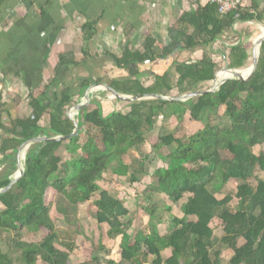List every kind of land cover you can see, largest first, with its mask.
I'll list each match as a JSON object with an SVG mask.
<instances>
[{"label":"trees","instance_id":"trees-1","mask_svg":"<svg viewBox=\"0 0 264 264\" xmlns=\"http://www.w3.org/2000/svg\"><path fill=\"white\" fill-rule=\"evenodd\" d=\"M256 12L257 5L252 1L249 8L240 5L220 14L208 0L194 13H183L168 29L169 44L163 45L160 53L156 51L157 40L148 37L143 50L128 48L121 56L110 55L118 68L128 69L130 65L168 60L179 50L210 48L231 32L234 41L224 47V57L229 68L245 69L250 63L248 47L239 41L242 37L233 26L260 21ZM82 31L88 47L96 36L95 26L87 23ZM86 47L84 62L92 57ZM221 61L224 63L223 58ZM82 62L75 53L60 54L56 77L47 89L59 81L64 67ZM222 63L215 61L212 53L204 52L197 60L175 61V78L166 71L150 83L128 76L109 84L127 95L179 97L206 90L205 85L215 79ZM90 84L86 80L82 88ZM83 94L77 97L65 89L57 96L58 102L51 104L44 103L43 94L32 96L31 116L11 118L6 124L0 121V127L8 133L0 138V166L4 165L0 190L10 186L24 143L41 135L74 133L76 123L69 117L68 108ZM187 117L201 126L198 133L184 140L161 132L153 137L159 120L176 119L181 126ZM78 125L79 133L69 140L32 144L25 174L12 190L0 194V264H102L97 252L111 253L102 243L84 248L86 259L75 262L72 258L79 248L78 236L86 233L82 222L73 221L72 215L85 202L102 232L107 226L109 238H121L120 258H109L107 264H180V260L183 264H264V149L255 151L264 146V41L257 67L246 81L228 80L219 91L187 101L153 98L129 102L127 111L108 114L101 99L96 98L80 110ZM145 144L151 145L165 164L153 171L156 187L152 192L164 194L174 203L185 200L180 203L182 216L168 214L170 222L164 233L151 224L150 230L144 227L131 237L127 197L116 198L103 183L110 172L127 177L134 165L126 161L130 149ZM63 146L68 152L65 156L61 154ZM25 157L26 153L23 160ZM145 158L139 162L140 172ZM136 173H131L132 182L137 180ZM232 180L240 182L235 205L233 195L217 198ZM149 197L145 196L146 200ZM54 207L66 226L56 223ZM165 208L169 210L170 206ZM157 209L152 207L149 215L154 216ZM140 210L143 212L144 207ZM223 248L232 251L226 263ZM166 250L170 252L167 257L163 254Z\"/></svg>","mask_w":264,"mask_h":264},{"label":"crops","instance_id":"crops-1","mask_svg":"<svg viewBox=\"0 0 264 264\" xmlns=\"http://www.w3.org/2000/svg\"><path fill=\"white\" fill-rule=\"evenodd\" d=\"M252 1L257 5L256 14L260 21L237 22L233 26V31H237L242 37L239 41L243 40L248 47L251 63L254 42L264 31V0H241V5L249 8ZM207 2L208 0H3L0 3V121L6 124L11 118L31 116L29 101L32 96L43 94L45 104L57 103V96L65 89H70L74 96L84 91L83 97L88 87L82 88V83L90 81V71H97L101 76L107 74L108 68L103 59L110 57L113 61L111 53L121 56L128 48L143 50L148 37L157 40L156 51L160 53L163 45L169 44L168 29L183 13H194L200 5L204 6ZM87 23L94 24L97 32L88 47L82 31ZM232 41L233 34L227 32L213 42L210 48L179 50L168 60L141 64L133 68L130 74L133 73L144 83L152 82L157 74L166 71L171 72L175 78V61L197 60L204 52L212 53L214 59H224V47L231 45ZM84 47L92 56L86 62ZM71 52L75 53L79 61H83L82 64L64 67L59 81L47 89L56 77L60 54ZM113 68L121 71L120 76H128L124 72L128 69L118 68L116 64ZM115 75L113 73L110 82L122 78ZM95 83L98 82L90 85ZM119 102L124 101L117 99L114 106ZM126 103L129 105V101ZM7 135V131L0 127V138ZM1 145L2 139L0 147ZM3 168L4 165H1L0 172Z\"/></svg>","mask_w":264,"mask_h":264},{"label":"rangeland","instance_id":"rangeland-1","mask_svg":"<svg viewBox=\"0 0 264 264\" xmlns=\"http://www.w3.org/2000/svg\"><path fill=\"white\" fill-rule=\"evenodd\" d=\"M110 58V57H109ZM109 58L103 59V62L105 66L108 68L107 74L101 76L97 71L92 73L93 71H90L91 73H88V76H90V82H99V80H102L104 82H110L111 77L113 73H116V77L122 75L121 71H116L115 64L113 61H111ZM215 61L222 63L221 59L217 58ZM111 64V65H108ZM114 64V65H113ZM223 64V63H222ZM251 65V61L249 63V66ZM140 64L130 65L128 68V71H124L125 74H128V76H135L133 73L130 74V71L135 68L139 67ZM246 67L245 69L249 68ZM223 67V65L221 66ZM112 69H114L111 71ZM243 69V70H245ZM139 70V68L137 69ZM105 72V73H106ZM136 72V71H132ZM142 73V71H140ZM87 75V74H86ZM125 76V77H128ZM87 77V76H85ZM122 78H125L124 76H120ZM117 79V78H116ZM119 79V78H118ZM213 81L209 82L205 85V89L212 88ZM97 97L100 98L102 101L104 113L108 114L115 108L116 110L120 111H127L129 109V105L124 102H119V104H116V107L114 104L116 103L117 99L113 97V95L106 91H98L96 92ZM224 109L221 110L223 112ZM163 120H159L158 125L155 126L153 131V137L154 135H158L161 133H170L173 134L175 137L179 139H186L187 137L194 135L198 133L201 126L192 122L189 117L186 118L185 122L180 125H178V121L176 119L168 120L165 122H162ZM82 141H85V138H83ZM264 149V146L256 147L255 151L258 153L260 150ZM62 155H67V147L63 146L61 149ZM130 157L126 159V161H130L134 163V165L130 168V174L127 177L120 178L116 176L113 173H108L105 175V180L103 183V186L106 189H109V191L119 199H123L124 197H127L126 199V205L130 209V215L128 218L132 220V226L130 227L129 233L130 236H134V234L142 228H147L148 230L151 229V224H156V227L159 229L160 232L164 233L166 230V227L170 220L167 218L169 217L168 214L175 215V216H182V212L180 210V203L185 200H180L179 202H172L169 198H167L164 194H158L153 191V187L155 186V179L153 175V171L157 167L165 166L164 162L158 157L157 152L151 147L149 144H145L142 147L138 148H132L130 149ZM145 158L144 164H143V171L140 172L141 166L139 164L140 160L142 158ZM68 157V156H66ZM134 170H137V173L135 174L137 180L136 182L131 181V173H133ZM240 184L237 180L230 181L223 189L220 191V193L217 195L218 199H222L228 195H235L237 192L238 185ZM145 196H150L146 200ZM237 203V197L234 196V199L232 200V204L235 205ZM170 206V209L167 210L165 206ZM157 206V210L155 212L154 216H150L149 212L152 209V207ZM140 207H144V211L142 212L140 210ZM53 210L54 216L56 218V223L58 225L66 226L67 223L63 220L57 217V210L56 207ZM160 219V222L158 224V220ZM72 220L77 222L81 221L84 229L86 231L85 235L81 234L77 238V243L79 245V248L72 254V258L75 262H80L84 259H86V255L83 254V249H91L93 248V245L102 243L107 246V248L110 250L111 253H108L107 250H100L97 253L104 261L102 264H107V260L109 258H120V240L121 238L118 237L116 239L109 238L108 234L105 232L107 230V226L104 227L105 230L102 232V230L99 227V224L97 220L93 217L91 208L89 206L88 202L81 203L77 209L76 212L72 215ZM217 231V230H216ZM219 234V231H217ZM1 238V237H0ZM6 247V244H4ZM169 250H166L163 252L164 256L167 257L169 255ZM232 251L227 248H223L222 251V259L223 262H227L229 256L231 255ZM38 264H42V262H39Z\"/></svg>","mask_w":264,"mask_h":264},{"label":"water","instance_id":"water-1","mask_svg":"<svg viewBox=\"0 0 264 264\" xmlns=\"http://www.w3.org/2000/svg\"><path fill=\"white\" fill-rule=\"evenodd\" d=\"M263 41H264V31L254 42V50H253L252 59H251L252 63L249 66V68H247V69H249L248 73H246V74L242 73L243 71H245L247 69L243 70V69L229 68L227 60L224 57V66L221 67V69L218 71L215 79L213 80L212 88L202 90V91L183 94L179 97H170V96L157 95V94L133 96V95H127V94H123L121 92H118L114 87H112L108 83L101 82V83H95V84L90 85L88 87L85 95L79 101H77L75 104H73L68 110L69 117H71L76 123V129H75L74 133L69 134V135H59V136L41 135V136H38V137L31 139V140L27 141L26 143H24L22 145L20 151H19L18 171L14 175L11 176L10 186L6 189L0 190V194L12 190L15 183L25 174V172L27 170V163H26L27 158H26V161H23V154L24 153L27 154V152H28V150L32 144H35L38 142H46V141H65V140L71 139L72 137H74L75 135H77L79 133L78 117H75L74 111H77V113L79 115V112L83 107H85L90 102H92L94 99H96L97 95H96V92L93 91L94 89L102 87L104 90L110 92L114 98H116L118 100H122V101H129V102L140 101V100H145V99H153V98L164 99V100L187 101L189 99L199 97V96H202V95L210 93V92L214 93V92L219 91L221 89V87L228 80L237 78V79L246 81V80L250 79L251 76L253 75L256 67H257V63H258V59H259V53H260V47H261V44ZM220 72H228L230 74V76L228 78H225L221 82L220 81L218 82ZM23 163H24L25 167L23 166ZM180 264H183V260H180Z\"/></svg>","mask_w":264,"mask_h":264},{"label":"built area","instance_id":"built-area-1","mask_svg":"<svg viewBox=\"0 0 264 264\" xmlns=\"http://www.w3.org/2000/svg\"><path fill=\"white\" fill-rule=\"evenodd\" d=\"M209 1L215 6H217V10L220 14H226L232 10L237 9L241 5V0H209ZM77 117H78V113H77Z\"/></svg>","mask_w":264,"mask_h":264},{"label":"bare ground","instance_id":"bare-ground-1","mask_svg":"<svg viewBox=\"0 0 264 264\" xmlns=\"http://www.w3.org/2000/svg\"><path fill=\"white\" fill-rule=\"evenodd\" d=\"M249 69L243 71L242 73H248ZM230 76V74L228 72H220V76H219V79H218V82L224 80L225 78H228ZM103 88L99 89L98 91H102ZM98 91H94V92H98ZM74 114H75V117H77V111H74ZM26 158H27V154H26V157L23 161H26ZM24 164V163H23Z\"/></svg>","mask_w":264,"mask_h":264}]
</instances>
